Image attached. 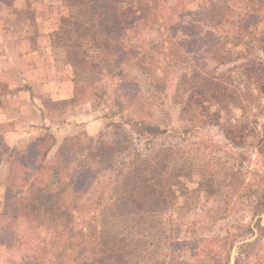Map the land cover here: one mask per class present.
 <instances>
[{
    "label": "trees",
    "instance_id": "trees-1",
    "mask_svg": "<svg viewBox=\"0 0 264 264\" xmlns=\"http://www.w3.org/2000/svg\"><path fill=\"white\" fill-rule=\"evenodd\" d=\"M79 2L80 18L90 21L85 40L94 45L91 51L96 61L89 63L85 56L80 65H74L67 55L68 62L76 66L72 101L90 99L97 106L104 105L107 117L117 116L120 122L108 124L96 138L66 137L52 154L51 135L38 138L24 150L8 151L0 146V163L7 168L0 249L10 254L8 264H79L82 257L122 256L121 243L128 239L99 228V207L115 184V169L136 149L131 130L148 141L154 133H165L157 121L140 118L160 97L159 82L168 74L177 80L174 94L180 98L182 123H207L226 142L238 146V140L244 144L245 135L241 112L253 120L259 117L256 138L247 144L257 148L264 162V108L260 105L264 96V0ZM68 8L71 12L75 4ZM181 12L182 24L175 31L170 28V34L168 24L176 28L172 21ZM145 32L156 35L141 40ZM158 54L164 55V66ZM211 65L213 71L208 68ZM96 77L114 79L118 88L109 90ZM239 95L246 99L239 100ZM236 112L241 115L234 119ZM252 123L248 122L249 129ZM105 133L116 142L106 144ZM259 179L261 205L264 173ZM258 202L249 206L254 208ZM244 232L250 236L228 231L223 238L201 235L184 240L180 264H229L233 247L237 251L233 264H264V225L258 218ZM212 239L218 242L217 249L207 246Z\"/></svg>",
    "mask_w": 264,
    "mask_h": 264
},
{
    "label": "rangeland",
    "instance_id": "rangeland-1",
    "mask_svg": "<svg viewBox=\"0 0 264 264\" xmlns=\"http://www.w3.org/2000/svg\"><path fill=\"white\" fill-rule=\"evenodd\" d=\"M10 2L11 0H4L3 4L7 6ZM71 4H75V8L70 12L68 7H71ZM79 4V0H33L32 7L28 10L14 12L8 7H0L2 20H18L17 24L13 22L6 29L8 33L25 35L19 45L26 51L28 48L37 47L43 53L41 62L46 69L45 74L50 75V81L46 82L47 85L43 88H36V94L32 97L35 98L34 102L47 105L44 106L46 109H43V123H46L48 128H43L45 132H42L41 137H53L54 148L51 154L66 137L96 138L108 124L120 122L117 116L107 117L104 105L97 106L90 99L89 101L79 98L81 100L75 104L72 100H50L52 95H60L59 90H65L66 86L58 87L65 75L73 76L74 79L76 66L73 67L72 62L74 65H80L85 56L87 61L90 60L89 63L96 61L91 51L94 45L85 40L90 32L86 31L90 30V21L87 17L80 18ZM77 15L79 20L76 21L74 19ZM27 18L29 21L34 19V22L28 23ZM172 22L176 24V28L168 24V32L170 28L173 31L178 29L179 22L182 24V12L176 14ZM172 29L170 34H173ZM145 33L141 40L154 38L156 35L153 33L149 36ZM179 35H182L181 31ZM162 39L165 40V36ZM58 49L61 51L60 59ZM67 55L72 62H69L71 67L66 69L63 63L68 61ZM15 59L18 60L17 57ZM165 60L163 54H158L161 66L165 65ZM208 68L214 70L212 65ZM158 73L161 74L160 71ZM53 76L56 77L55 85L52 84ZM96 78L100 85L107 86L109 90L118 88V82L114 79ZM176 81L168 74L159 82L160 97L140 118L148 123L157 121L161 124L159 129H165V133H154L151 141H148L143 134L131 130L132 137L136 140V149L130 156L121 160L119 169H115V184L103 195L99 207V228H106L117 237L123 234V238L128 239L121 243L122 256L93 259L81 256L82 258L77 260L79 264H180L184 240L201 235L223 238L228 231L245 235L246 238L250 236L244 232L249 223L252 224L259 218L260 223L264 225V204L262 202L260 205L259 199L263 193L260 194L258 186L259 178L264 173V162L258 158L257 148L247 144L255 140L254 131L259 128L260 118L253 120L251 116L241 112L242 119L244 118L242 124L245 125V145L239 144L241 142L238 140V146L226 142L220 131L207 123H182L179 117L180 98L176 99L174 94ZM3 90L0 86V93ZM239 96V100L246 99L244 95ZM260 105L264 108V96L260 99ZM236 115L241 114L236 112L232 118L235 119ZM248 122H253L250 129ZM9 126L10 124H6L0 128V146L4 150L7 147L1 141V134L10 130ZM36 133L38 136V132ZM106 135V144L116 142L114 138ZM0 169L2 171V168ZM3 179L2 172L0 182ZM2 185L1 182L0 209L3 204ZM256 199L259 200L257 205L250 207L249 203L255 202ZM215 240L212 239L207 246L217 249L218 242ZM240 240L238 236L237 241ZM236 253L233 247L229 264H233ZM9 257L10 254L0 249V264H8L6 260Z\"/></svg>",
    "mask_w": 264,
    "mask_h": 264
},
{
    "label": "crops",
    "instance_id": "crops-1",
    "mask_svg": "<svg viewBox=\"0 0 264 264\" xmlns=\"http://www.w3.org/2000/svg\"><path fill=\"white\" fill-rule=\"evenodd\" d=\"M3 3L4 0H0V7L5 6ZM32 4L33 0H11L5 7L15 12L28 10ZM26 21L28 23L34 22V19L29 21L27 18ZM13 22L17 24L18 20H0V86L4 89L0 93V128L10 124V130L1 134V141L7 147L6 150L13 151L12 149H15V151H19L26 149L32 142L40 138L42 132H45L43 128H48V125L43 123L45 122L43 109H46V105L42 102L39 104L34 102L35 98L32 96L36 94V88H43L44 85H47L46 82L50 81V75L45 74L46 69L41 62L43 55L41 50L33 47L28 48L26 51L22 48V45H19L25 35L17 32L8 33L9 31L6 28ZM9 39L12 41H9ZM58 52L60 54L58 58L60 59L62 58L61 51L58 49ZM52 58H54V55ZM62 61L64 62V60ZM63 64L66 69L70 66L67 60ZM53 77L52 84L55 85L54 79L56 77ZM62 80L58 87L66 86L65 90H59L60 95H54L56 99H53L52 95L50 97L52 102H70L72 100L73 76L65 75ZM36 132H38V136ZM0 168H2L0 174L2 172L4 174V179L1 181L3 190L7 173L6 164L1 162Z\"/></svg>",
    "mask_w": 264,
    "mask_h": 264
}]
</instances>
